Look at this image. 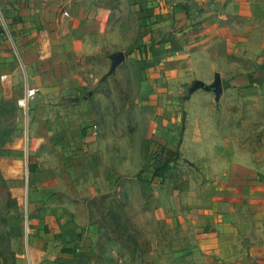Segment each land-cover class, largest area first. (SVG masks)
Instances as JSON below:
<instances>
[{"label":"crops","instance_id":"crops-1","mask_svg":"<svg viewBox=\"0 0 264 264\" xmlns=\"http://www.w3.org/2000/svg\"><path fill=\"white\" fill-rule=\"evenodd\" d=\"M130 10L139 26L138 45H144L134 59L140 97L155 115L150 126L160 146L156 154L163 157L161 148L178 153L162 179L153 176L162 183L160 191L168 182L175 184L168 198L174 227L167 234L172 236L160 239L163 249L156 250V259L159 264L180 259L178 264H264V162L259 161L264 151L246 147L264 138L243 137L242 101L221 102L227 92L263 87L258 67L264 50L256 60L247 56L251 68L240 75L243 88H221L214 104L198 100L199 89L183 104L172 96L188 83L208 81L203 85L211 88L221 76L217 63L253 39L264 47V0H135ZM97 11L103 14L97 32L103 34L109 10ZM91 13L81 0H0V100L15 104L32 88L36 97L30 110L36 101L43 111L45 94L60 90L65 95L68 67L85 52ZM58 118L49 117L47 124H58ZM30 166L35 171L27 167L29 180H37L39 168ZM56 217L62 218L60 226L68 220L61 209ZM66 249L76 253L65 254ZM60 252L85 264L91 259L85 242Z\"/></svg>","mask_w":264,"mask_h":264},{"label":"rangeland","instance_id":"rangeland-1","mask_svg":"<svg viewBox=\"0 0 264 264\" xmlns=\"http://www.w3.org/2000/svg\"><path fill=\"white\" fill-rule=\"evenodd\" d=\"M81 2L93 17L83 56L68 67L69 77L63 82L66 94L60 90L48 98L45 94L43 111L36 101L29 113L16 106L9 111L8 105L0 110V264H85L84 259L62 257L60 252L65 247L80 249L82 242L90 245L88 264H159L154 253L163 249L160 239L168 238L174 227L168 198L175 184L168 182L160 191L162 183L152 175L159 165L160 146L150 126L154 111L139 94L141 77L134 59L139 26L129 14L131 1ZM105 5L113 13L105 32L99 34L97 24L103 14L97 9ZM263 50L256 38L225 55L217 63L220 87L243 88L240 75L251 68L247 56L248 61L256 60ZM119 53L126 57L111 70ZM203 84L188 83L172 96L183 104L199 89L198 100L214 104L213 87L205 93ZM250 87L227 92L221 102L242 101L243 137L264 138V85ZM54 116L59 117L58 124L48 125L47 119ZM246 147L264 151V142L248 141ZM260 160L264 162V156ZM33 163L39 168L34 181L27 171ZM112 201L110 212L119 221L106 214ZM58 209L68 217L62 226ZM55 230L56 235H51Z\"/></svg>","mask_w":264,"mask_h":264},{"label":"trees","instance_id":"trees-1","mask_svg":"<svg viewBox=\"0 0 264 264\" xmlns=\"http://www.w3.org/2000/svg\"><path fill=\"white\" fill-rule=\"evenodd\" d=\"M130 1L131 2L128 3L129 14L134 16V14L130 10V6L134 3L135 0H130ZM118 3H120V2H118ZM104 8L109 10V16H108V20H107V27H108V23L110 22V17L112 16V13H113V8L110 5H105ZM140 47H144V45H138L137 44L136 50H138ZM124 57H126V55H124ZM258 69L264 72V62L258 67ZM7 105H8V110L9 111H14L15 110L16 103L14 105L13 103L0 100V110L1 109H5L7 107ZM162 153H163V157H161V158L157 157L158 158L157 159V163H159V166H157L154 169V172H153V176L156 177V178H160V179H162L164 177L165 173H167L171 169L170 164L174 163L177 160V158H178V153L176 151H172V150H169V149L166 150L165 148H161V154ZM28 171L30 173L34 172L35 171V167L29 165L28 166ZM142 172L143 171L141 170L138 174H141ZM114 199H116V198H114ZM112 204L115 205V203L112 201L109 204V211H107L106 214L107 215L110 214L111 218H116L114 220L119 221V217L117 218V214L113 213V212H110V208H111ZM117 224H119V223H117ZM122 238H123V236H122ZM126 239L129 240L130 238H128L126 236ZM143 245L146 246L147 244L145 243ZM119 247H120V245H119ZM62 252L65 253V254H70V255H74L76 253L75 249H66V250H63Z\"/></svg>","mask_w":264,"mask_h":264},{"label":"built area","instance_id":"built-area-1","mask_svg":"<svg viewBox=\"0 0 264 264\" xmlns=\"http://www.w3.org/2000/svg\"><path fill=\"white\" fill-rule=\"evenodd\" d=\"M36 97V91L32 88H27L24 95L16 100V107L23 113H28L31 108V104ZM95 128V127H93Z\"/></svg>","mask_w":264,"mask_h":264},{"label":"water","instance_id":"water-1","mask_svg":"<svg viewBox=\"0 0 264 264\" xmlns=\"http://www.w3.org/2000/svg\"><path fill=\"white\" fill-rule=\"evenodd\" d=\"M124 60V55L122 53L117 54L112 61L111 64V70H113L119 63H121V61ZM213 87V91L216 93V95H219V93L221 92V87H220V81L219 79H216V82L214 85H212ZM206 90H209V88H206Z\"/></svg>","mask_w":264,"mask_h":264}]
</instances>
